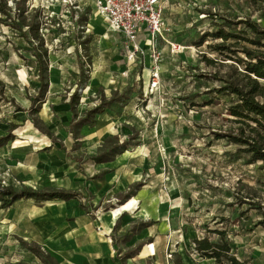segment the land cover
<instances>
[{
    "label": "rangeland",
    "instance_id": "rangeland-1",
    "mask_svg": "<svg viewBox=\"0 0 264 264\" xmlns=\"http://www.w3.org/2000/svg\"><path fill=\"white\" fill-rule=\"evenodd\" d=\"M15 1L6 0L11 19L0 13V80L5 90L0 136L14 135V141L0 150V186L71 191L90 206L84 169H100L102 174L112 173L116 184L123 179L130 185L111 205L92 206L97 218L140 206L137 220L149 222L152 233L158 230L162 243L178 240L183 254L196 264L204 262L194 254L192 238L218 241V231L226 232L233 249L245 257L255 254L264 264V226L258 223L262 213L254 205L264 206V163H249L239 149L243 145L224 137L239 134L242 127L249 130L228 110L233 95L208 93L223 83L211 75L215 72L244 83L243 73L229 75L234 61L223 60L211 46L222 42L215 36L218 30L238 32L244 18L264 27V0H164L163 36L153 43L141 35L142 50L136 57L92 0H26L36 15L29 14L28 20L42 22L39 32L48 53L49 89L35 104L40 82L33 46H41L13 23L18 17ZM231 20L237 24L228 25ZM204 34L209 35L201 43ZM171 43L179 44L180 50L175 52ZM238 56L245 58L242 51ZM81 64L89 78L79 90L75 117L68 102ZM259 82L264 86V80ZM212 97L213 103L207 104ZM103 98L115 109L96 115L99 126L94 135H85L84 129L74 134L75 122ZM258 99L264 101V96ZM58 152L66 154V163L59 162ZM99 157L117 160V167L96 165ZM154 220L158 227L151 225ZM20 243L40 248L32 240ZM14 244L0 242V264ZM170 248L168 257L173 260L174 247ZM36 264L55 262L44 255Z\"/></svg>",
    "mask_w": 264,
    "mask_h": 264
},
{
    "label": "crops",
    "instance_id": "crops-1",
    "mask_svg": "<svg viewBox=\"0 0 264 264\" xmlns=\"http://www.w3.org/2000/svg\"><path fill=\"white\" fill-rule=\"evenodd\" d=\"M109 108L115 109L112 104ZM98 121L96 119L94 124L81 128L86 130L85 135H94L93 132L99 126ZM5 146L0 147V150ZM56 157L61 163L67 162L63 152H58ZM113 160L95 161V164L117 167V160ZM99 170L84 169V187L92 194L90 203L87 201L90 206L82 202L78 195L67 200L42 201L40 204L33 198L20 199L10 207H0V242L6 246L16 242L5 256L6 262L1 264H36L44 255L55 264H175L178 257L183 264H196L188 255L183 254L178 240L172 241L173 245H169V239L168 244L165 240L162 243L158 230L152 233L146 220H137L141 217L140 206L133 209L123 207L101 217L98 215L97 218L92 206L98 208L100 205H111L112 201L126 193L130 185V182L123 179L116 184L112 173L102 174ZM135 221H138L136 226L130 228ZM151 225L158 227V221L154 220ZM197 238L201 237H193L192 243ZM22 240L36 242L40 246L37 248L39 253L22 245ZM170 246L174 247L173 260L168 257ZM232 252L246 264H260L255 254L245 257L240 249L233 247ZM200 260L203 264H218L213 259Z\"/></svg>",
    "mask_w": 264,
    "mask_h": 264
},
{
    "label": "trees",
    "instance_id": "trees-1",
    "mask_svg": "<svg viewBox=\"0 0 264 264\" xmlns=\"http://www.w3.org/2000/svg\"><path fill=\"white\" fill-rule=\"evenodd\" d=\"M15 13L18 17L15 18L13 22L17 25L20 33L26 37L37 39L41 46V50L37 46H33L36 61H37V76L39 79V87L37 90V95L33 99V104L40 103L45 97L49 89V78H48V61H47V49L43 47L44 40L40 35V28L42 25L41 21H36L33 18L28 20V15L31 14L29 11L26 0H16L15 1ZM0 13H3L5 17L12 18L11 10L6 6V0H0ZM36 16L31 14V17ZM18 19V20H17ZM21 20L22 24H17V21ZM239 23L243 24L238 32H226L223 29L218 30L215 34L216 37H221L222 42L214 44L213 47L216 51L224 55L223 60H233L234 62L230 66L231 70L229 75L232 73H243V82L233 78H226L219 76L218 72L211 74L217 80L223 83L208 93H218L221 94L226 92L233 95V101L228 107L231 115L234 116L236 122L244 124L249 129L246 133L245 128L240 129L239 134L227 133L224 137L234 144L243 145L240 147V151L244 153L247 161L249 163L262 161L264 163V101H260L258 96H264V86L260 84V79H264V51L261 47H264V27L251 18H244ZM237 22L231 20L228 25H236ZM209 34H204L201 37V43H203ZM246 42L251 46L242 44ZM253 46V47H252ZM242 51L244 57L238 56V52ZM211 60H208L210 62ZM212 62V61H211ZM210 62V63H211ZM237 62V63H235ZM241 64L243 66H241ZM236 65H240L243 70H238ZM201 77L207 76L205 73H200ZM85 74L84 64L80 65V71L78 73L77 88L71 94L69 103L71 110L75 117H77L76 108L79 103V90L84 83L88 80ZM5 95V90L0 80V101ZM215 98L207 100V104L213 103ZM111 106V101H106L104 98L99 105L89 109L72 126V132L77 133L83 126L95 123L96 115L102 113L105 108ZM36 109V108H35ZM37 112L38 110H35ZM22 108L18 107L17 111H21ZM220 137V134H216ZM10 140H14V135L10 132L7 135L0 136V147L5 146ZM98 162L107 160V158H96ZM77 193L66 191V190H36L32 188L23 187L20 190H16L11 186L1 187L0 186V207L7 208L12 206L16 201L20 199L33 198L37 202L47 201V200H58V199H71L77 197ZM127 194L126 197H130ZM256 205L257 208L261 209L262 218L258 222L264 226V206ZM146 224L149 222H145ZM144 225V223L142 224ZM220 240L213 241L210 237L205 236L197 238L193 242V252L194 254L202 259H213L218 264H246V262L240 261L235 253L232 252L231 242L226 239V232L218 231ZM31 249L39 253V249L35 246H31ZM175 264H183L180 257L175 259Z\"/></svg>",
    "mask_w": 264,
    "mask_h": 264
},
{
    "label": "built area",
    "instance_id": "built-area-1",
    "mask_svg": "<svg viewBox=\"0 0 264 264\" xmlns=\"http://www.w3.org/2000/svg\"><path fill=\"white\" fill-rule=\"evenodd\" d=\"M94 9L106 19L113 31L119 32L129 46L131 57H136L142 50L139 37L145 35L149 42L155 43L158 36H163L164 0H92ZM174 51H179V44L171 43ZM157 69V68H156ZM155 69V72L158 70ZM158 74L153 75L152 85L157 84ZM168 256H171L169 254Z\"/></svg>",
    "mask_w": 264,
    "mask_h": 264
},
{
    "label": "bare ground",
    "instance_id": "bare-ground-1",
    "mask_svg": "<svg viewBox=\"0 0 264 264\" xmlns=\"http://www.w3.org/2000/svg\"><path fill=\"white\" fill-rule=\"evenodd\" d=\"M262 80H264V79H262ZM127 154H128V152H127Z\"/></svg>",
    "mask_w": 264,
    "mask_h": 264
}]
</instances>
